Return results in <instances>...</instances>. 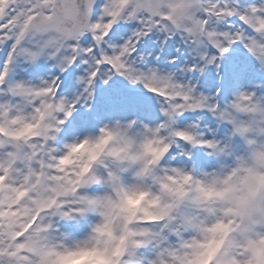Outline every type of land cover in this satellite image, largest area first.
Listing matches in <instances>:
<instances>
[{
  "label": "snow or ice",
  "instance_id": "snow-or-ice-1",
  "mask_svg": "<svg viewBox=\"0 0 264 264\" xmlns=\"http://www.w3.org/2000/svg\"><path fill=\"white\" fill-rule=\"evenodd\" d=\"M160 8L159 0H7L0 11V49L5 51L0 61V123L6 124L9 117L13 124L24 120L26 111L35 118L47 109L49 98L61 109L50 132L46 129L31 137L0 132V264H40L46 236L53 228L52 218L70 219L74 214L70 210L86 199L78 191L63 197L43 196L42 192L51 193L57 181L71 179L70 173H62L56 166L62 152L53 142L76 105L93 99L97 80L107 84L120 76L131 84H142L159 100L165 124L185 111L198 109L235 123L228 109L239 105L222 107L214 98L199 94L194 86L178 83L171 74L155 68L141 71L136 65L147 63L150 50L141 55L138 48L159 32L156 47L160 51L175 48L167 63L178 70L182 51L190 53L184 71L203 73L209 65L219 69L218 61L234 46L246 50L264 69V0L247 7L237 0H195L194 16L184 3L171 15H161ZM231 18L238 19L241 27L231 24L223 30ZM177 35L185 48L175 47ZM209 48H215L216 54ZM21 57L29 63L52 59L61 72L83 65L85 74L79 77L82 91L69 101L59 93V77L38 85L13 82L9 74ZM237 96L244 99L249 93L239 92ZM252 110H261L258 103ZM184 138L192 139L188 135ZM199 145L215 147L203 136ZM180 235L179 230L165 225L158 238L139 246V254L129 253L128 264H153V249L159 246L168 251L164 244Z\"/></svg>",
  "mask_w": 264,
  "mask_h": 264
},
{
  "label": "clouds",
  "instance_id": "clouds-1",
  "mask_svg": "<svg viewBox=\"0 0 264 264\" xmlns=\"http://www.w3.org/2000/svg\"><path fill=\"white\" fill-rule=\"evenodd\" d=\"M159 2L161 15H171L181 3L195 15V0ZM245 93L247 98L235 95L228 104L239 105L228 109L235 119L230 138L238 137L244 150L234 152L229 143L213 139L209 154L231 163L211 170L162 164L177 139L195 147L202 138L192 128H175L174 118L156 126L106 123L97 133L66 143L56 166L71 179L57 181L53 192L42 195L78 191L86 199L70 210V219H96L71 243L49 232L40 264H128L129 253L139 254V246L158 238L165 225L181 235L164 244L168 251L153 249V264H264V100ZM257 103L261 110H252ZM46 104L35 118L26 111L25 119L13 124L9 117L0 132L21 137L50 132L61 109L51 98ZM92 185L103 191H83Z\"/></svg>",
  "mask_w": 264,
  "mask_h": 264
},
{
  "label": "bare ground",
  "instance_id": "bare-ground-1",
  "mask_svg": "<svg viewBox=\"0 0 264 264\" xmlns=\"http://www.w3.org/2000/svg\"><path fill=\"white\" fill-rule=\"evenodd\" d=\"M237 2L240 3L241 6H243V7L249 6V4L244 2V1L237 0ZM259 3H260V0H258V2L252 3V4H259ZM231 24H235L237 27H241L240 22H238L236 20V18H231V19H229V21L225 25H223V30H228V26L231 25ZM127 35H130V30L125 34V37H124L125 39L127 38ZM158 36H161V34L159 32L154 33L152 35L151 40H147L146 39L145 43L142 44L140 48H138V52H140L141 55H145V51H144L145 49L150 50V51L147 52V55H146L147 63H143V65L142 66L140 65V67H138V68L141 71H147L148 69L155 68L158 71H162L163 74H171L174 77V79H176V81L178 83L188 84V85L194 86V88L197 90V92L199 94H203V95L208 96L210 98H214L216 100V102L219 103L222 107L228 105L229 102L233 100L232 86L229 83H227L226 79L224 78V74H225L224 68L225 67H229L230 70L231 69L233 70L234 68H237V71H238V69H242V68H244V66H247L250 63L252 68L249 69V71H246V70H245L246 72L244 71L245 72V76L244 77L247 78L250 81H255V80H258L259 78L263 77L264 69L260 68L259 63L254 59V57L252 55L245 54L246 52H244V53L237 52V50H234V48H233V51L230 50L229 53L225 54L224 58H222V59H220L218 61V63L220 64L219 69H217L214 66L209 65V66L206 67V69H205V71L203 73H201L199 71H197L195 73L184 71L186 65L189 64L190 53L182 51L181 52V56L183 57V62L178 61V64H179V70H178V68L175 65H170V64L167 63V61L171 59V55L173 53L172 50H175V48L173 49L171 47H168L167 50L162 51V53L161 52L154 53V48H156L155 47L156 41L161 39V38H158ZM174 39L177 41V44L175 45L176 48H185L186 47V45L183 44V41H182V39H181V37L179 35H177ZM209 52L211 54H216V49L215 48H209ZM4 56H5V52L2 49H0V61L3 60ZM134 56H135V54H134ZM155 57H160V59L156 60ZM192 59L195 60V57H192ZM42 64H43L42 58L39 59L35 63L26 62V64H23L22 66L19 64L20 72H18L17 75L20 78V82L22 81V82L26 83V81H27V78H26V75H25L26 71H28V72L29 71H33L32 69H34V67L35 68H39ZM47 64L48 65H46V68H47L49 73H47V75L45 77H41V78L40 77L38 78L34 74L32 76V78L35 81H31V82H29V84L38 85L43 80L54 79L56 73H59V74L61 73L59 67L57 66V62L56 61H54L52 59H49ZM80 68H81L80 69L81 75H84L85 74V67L83 65H81ZM15 69H16V67H15ZM68 71H70V70H68ZM244 77H243V79H244ZM15 80H16V78H15ZM97 82L98 81H96V84H97ZM116 82H117V91L121 87H124L123 84H125L126 87L130 86V88H126L125 87L126 88L125 95L122 94L123 96H120V95H117V96H119V97H127V96L131 95V96H135L137 99L139 97L140 98H144V99H147L149 101H152L154 105H157L158 107L161 108L159 100L155 97V95L153 93L149 92L146 88H144L142 84H139V83L131 84L129 81H127L123 77L117 76L116 78L113 77L112 80L109 81V83L106 84V86L108 84H112V83H116ZM59 84H61V83L59 82ZM96 84H95V87H96ZM98 87H100V86H98ZM103 88H105V87H103ZM95 91H96V88H94V92ZM78 92L79 91H77L76 89H71V94L74 97L77 96ZM111 92L112 91H108V92H106L104 94L105 95L109 94V93L111 94ZM128 92H133L134 95L129 94ZM224 92H227L228 95L226 93H224ZM95 96H96V94L94 95L93 99L88 101L86 104L85 103L77 104L76 108H75V110L79 109V111L81 113L80 116L83 117L81 122L84 125L82 124L81 126L84 127V129H86V130H84V129H80V130H84L83 132H81L82 134H84V136L87 135V134H90V132H92L91 134H95V131H96V133L98 131V128H96L95 125H94V124H97V119H95L92 116L95 112L94 113H90L91 109H94L96 107L95 105L98 103L96 100L93 101ZM99 96H101V95H99ZM0 99H3V98L0 97ZM67 99L69 101H71L73 98H67ZM98 99H99V97H98ZM135 101H136V99H135ZM127 102H129V101H127ZM109 103H108V105H109ZM125 104H126V102H125ZM97 105H99V104H97ZM111 105H113V104H111ZM114 105H116V103ZM123 107H124V105H123ZM107 109H108V107L106 108V110ZM75 110L73 111L72 115L69 116L65 120V122L63 124L64 126L67 125V123L70 124V122L73 119L77 118L76 117V112H79V111L75 112ZM114 110H117V109L114 108ZM125 110L128 111V109H125ZM97 113H98V111H97ZM239 115H243V116L245 115V118L246 119L248 118L247 114H239ZM96 116H97V114H96ZM89 117H91V120H90ZM85 119H87V120H85ZM174 119H175L174 120L175 126L177 124L176 127H178V129L192 128V129L195 130L196 133L202 135L203 138H205V139H208V140L215 139V140H221V141H224L226 143H229V145H230V147L232 149V142L231 141L233 139L230 138L231 128L229 127V126L232 127V125H230L229 124L230 122H228V121L219 120L211 112L207 111V109H203V110L198 109V110H195V111H185L184 113L178 115V117H174ZM158 121H160V120H158ZM120 122L127 123V122H129V120L120 121ZM76 123H77V121H76ZM63 125H61V126H63ZM197 125L200 126L199 131L196 130ZM67 128H70V127H67ZM70 130L69 129L68 130L64 129V132H68V134H69L72 131V130L71 131ZM71 135H73V132L71 133ZM57 137H59V136H57ZM68 139H70V138L68 137ZM70 141L71 140H69V142ZM176 142H177V147H173L174 152L176 153V157H175L176 160H175V165L174 166L194 167L197 171H200V170H211L214 167H218V166H221V165H226V164H230L231 163V159L230 158H218V157H216L214 155H210L209 154L210 150H208V149H206V151L203 150L204 151V157H203V151L201 150V149H203V147H201V149H200L199 148L200 146H199L198 148L200 149V151H198L197 147H193L192 145H190L188 143H184L185 141L183 143H181L177 139ZM54 144H56V143H54ZM59 146H61V145H59ZM243 150H244L243 147H240L237 152H242ZM86 218H88V216ZM81 219L82 218H80V220ZM52 220H53V228L51 230V233H52L53 236L55 235V237H56L59 234V232H56V231L65 229V227L68 226L67 225L68 223H66V221L62 222L63 219L60 218V217H53ZM78 237L79 236H72L71 239L72 240H76Z\"/></svg>",
  "mask_w": 264,
  "mask_h": 264
},
{
  "label": "rangeland",
  "instance_id": "rangeland-1",
  "mask_svg": "<svg viewBox=\"0 0 264 264\" xmlns=\"http://www.w3.org/2000/svg\"><path fill=\"white\" fill-rule=\"evenodd\" d=\"M241 1H244V2L248 3L249 5L252 4V3L258 2V0H241ZM6 2H7V0H0V11L3 10L4 5H6ZM236 20L239 22L238 19H236ZM115 27L116 26H114V28ZM158 38H161V36H158ZM88 39H90V37ZM155 47H156V44H155ZM234 50H236L235 49V46H234ZM172 51H173V53L175 52V50H172ZM232 51H233V49H232ZM159 52L162 53V51H160V49H158L157 47L154 48V53H159ZM237 52H240V53L246 52L245 54L250 55L242 47H241V49L237 50ZM42 60H43V64L39 68H35L34 67V69H32L33 71H29V72L26 71V74H25L26 75V78H27L26 83L29 84V82L35 81L32 78V76L34 74L38 78L39 77L41 78V77H45L47 75V73H49L48 70H47V68H46V65H48L47 63H48L49 59L42 58ZM26 62L27 61H25L23 58H19L17 60V62L14 65L16 67V69H15L14 66L11 68V71H10V74H9L10 80L13 79L12 80L13 82H20V78L17 75V73L20 72L19 64L22 66L23 64H26ZM140 65L142 66L143 63L136 65V67H140ZM75 66L76 65H74L73 67H71L70 69H68L70 71L67 70L66 72H61L60 74L59 73H56L55 74V78L59 77L58 83L59 82L61 83V84H59V93L62 94L66 99L67 98H75L71 94V89H76L77 91H79L78 94L82 91L81 84H79V76L80 77L83 76L80 73V69H81L80 67H81V65L76 66V67ZM251 68L252 67H251L250 63L247 66H244V68L238 69V71H237V68H234L233 70L232 69L230 70L229 67H225L224 68V71H225L224 78L226 79L227 83H229L232 86V96H233V99H234L235 95H237L239 92H255L257 97H259L260 99H263L264 100V73H263V77L259 78L258 80L250 81L247 78H245L244 76H245V72L246 71H249V69H251ZM116 77L117 76H115V78ZM243 77H244V79H243ZM15 78H16V80H15ZM97 81L98 82H97L96 87H95L96 88V91H95L96 96H95V98H94L93 101L96 100L98 102L97 104H99V105L96 104L95 105L96 107L94 109H91V111H90V113H94L95 112L93 115L92 114L91 115L95 119H97V124H94L93 123L96 128L99 129L101 126H103L106 123H114L116 121H119L120 122V121H125V120H129V121L135 120L137 122V126L138 127H139V125L141 123L142 124H147V125H150V126H156V125H159V124H161V123H163L165 121V116L161 112V108L158 107L157 105H154L152 101H149L147 99L140 98V97L137 99L135 96H131V95H129L127 97H119V96H117V95H120V96L125 95L126 88H130V86H127L126 87V85L123 84L124 87H121L118 90L119 91L118 92L117 91V82L116 83H112V84H108L106 86V84L102 80H97ZM98 86H100V87H98ZM103 87H105V88H103ZM108 91H112L111 94L109 93V94H106L105 95L104 93H106ZM128 93L134 95L133 92H128ZM224 93H226L228 95L227 92H224ZM99 95H101V96H99ZM98 97H99V99H98ZM134 98L136 99V101H135ZM127 101H129V102H127ZM125 102H126V104H125ZM108 103H109V105H108ZM115 103H116V105H114ZM111 104H113V105H111ZM123 105H124V107H123ZM107 107H108V109L106 110ZM114 108L117 109V110H114ZM125 109H128V111L125 110ZM76 111H79V109L75 110V112ZM97 111H98V113H97ZM96 114H97V116H96ZM80 115H81L80 111L79 112H76V117L77 118L73 119L72 120L73 122L71 121L70 124L67 123V125L61 126L60 131L56 135V140L53 142V144L56 143V144L53 145V147L56 148L57 150H59L58 152H62L64 150V145L66 143H68L69 140L73 141V140H75V138L77 139V138H83L84 137V134H82L81 132H83L86 129H84V127L81 126L83 124L81 122V120L83 119V117L80 116ZM237 116H238L239 119H246L245 118V115L243 116V115H239L238 114ZM176 117H178V116H176ZM89 118L91 120V117H89ZM85 120H87V119H85ZM158 120H160V121H158ZM76 121H77V123H76ZM229 124L231 125V123H229ZM173 126L176 127L177 124L175 126V122H174ZM67 127H70V128H67ZM229 127L232 128L231 126H229ZM176 128H178V127H176ZM64 129H67V130L68 129L69 130L71 129L72 131L70 130L71 132L68 134V132H64ZM80 129H84V130H80ZM199 129H200V126L197 125L196 130L199 131ZM72 132H73V135H71ZM90 133H92V132H90ZM95 133H96V131H95ZM57 136H59V137H57ZM68 137L70 139H68ZM232 139H231L232 140L231 141L232 142V151L237 152L240 147H243V144L241 143V141H240V139L238 137L235 138V139L234 138H232ZM179 141L181 143L184 142L183 140H179ZM184 143H187V142H184ZM59 145H61V146H59ZM199 146L200 145H197L195 147L198 148ZM173 147H177V142L175 144H173V146L170 148V150H169L170 152H168V154L165 156L164 160L162 161V164H164V165L165 164L166 165L171 164L172 166L175 165L176 153L174 152ZM199 148L201 149V146ZM199 148H198V151H200ZM201 150L202 151L203 150L206 151V148H203ZM204 151H203V157H204ZM83 191H86V192H88L90 194H94V193L102 192L103 189L99 185H92L91 187L86 188ZM95 219H96V217L95 216H92V215H89L88 218H82L81 220H80V218H76V219H65V220L63 219L62 222L66 221V223H68L67 224L68 226L65 227V229H63V230L56 231V232H59V234L56 237L54 235V237L55 238L63 239L66 243H71L73 241L71 239L72 236H79L77 239L83 237L89 231L90 225H91V223ZM141 251H143V250H141Z\"/></svg>",
  "mask_w": 264,
  "mask_h": 264
}]
</instances>
